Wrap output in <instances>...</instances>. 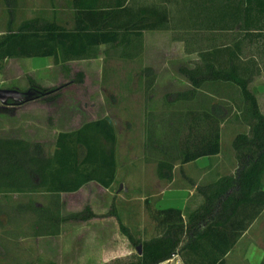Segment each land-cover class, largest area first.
Segmentation results:
<instances>
[{
    "label": "trees",
    "instance_id": "1",
    "mask_svg": "<svg viewBox=\"0 0 264 264\" xmlns=\"http://www.w3.org/2000/svg\"><path fill=\"white\" fill-rule=\"evenodd\" d=\"M127 1L75 0L76 24L68 28L40 16L27 18L15 27L17 0H5L11 20L0 34V71L9 58L53 57L55 64L67 72L70 61L97 58L102 44L119 45L117 52L122 58L139 56L143 31L167 29L169 18L167 13L150 7L133 13L125 6ZM185 1L192 29L232 32L229 41L221 38L219 45L200 52L203 64L178 68L192 89L176 93L175 107L166 98L162 105L165 116H156L155 106H147V147L157 160L158 177L169 182L178 162L217 155L221 150V124L233 107L226 100L199 98L198 91L214 86L217 91L227 88L229 92L234 87L239 95L232 97L233 103L249 126L248 133L237 134L233 141L239 169L236 176L199 186L204 201L189 212L175 207L154 211L152 216L160 234L150 239L137 238L117 215L121 232L136 250L142 245V254L129 260L118 259L114 264H159L177 253L185 264H226V255L264 208V114L249 89L264 65V0ZM197 11L202 18H196ZM143 72L148 76L145 91L149 95L156 74L150 67ZM76 76L71 82L82 83L85 73L78 71ZM217 79L228 82H210ZM65 86L47 87L30 78L27 89H35L43 102L53 103ZM116 143L117 132L109 115L84 122L75 130L61 131L53 152L46 151L41 142L0 137V193L42 191L59 206L61 193L78 191L90 182L110 188L118 170ZM232 187L238 188L237 192L230 190ZM249 205L256 206V210L247 212ZM40 215L42 221L55 220L51 207ZM95 216L86 206L58 218V223L62 219L81 221ZM59 232L60 225L51 232L46 225H40L35 235Z\"/></svg>",
    "mask_w": 264,
    "mask_h": 264
},
{
    "label": "crops",
    "instance_id": "2",
    "mask_svg": "<svg viewBox=\"0 0 264 264\" xmlns=\"http://www.w3.org/2000/svg\"><path fill=\"white\" fill-rule=\"evenodd\" d=\"M53 1L54 3L57 2V9L53 8L52 10L53 20L57 21L60 24H63L65 21H67L70 25L69 28H72L76 24V15L78 12V9L74 5L75 0ZM102 1L104 2V0ZM173 4H175V6H173ZM125 6L130 7L133 13L139 11L144 7H150L154 9L156 8L163 14L167 13L169 18V28L145 29L143 31V46L141 48L142 52L140 53V55L132 59L122 58L119 56V109H121L122 111H124L123 96L131 93L134 94V91L136 89L142 90V88H145L146 90V87L144 86L147 82L148 76L143 72L144 68L146 67L152 68L155 72V84L162 83L165 85L164 87L169 88V84H171L172 82H177V79L180 76L179 79L182 81L184 88H182L179 92H185L192 89L191 83L183 74L179 73L178 68L181 66L193 68L197 65L203 64L204 61L202 60L200 52L214 45H219L222 40L225 42L229 41L228 36L229 33L232 32L230 30L219 32L205 28L192 29L193 24L189 12V6L185 0H128ZM104 8L108 7L105 6ZM56 10L58 12H55ZM172 10L179 13V20L176 25H178L180 32L176 34H173V27L170 23L172 21ZM64 13H67L66 20L63 15ZM202 17L203 16L200 15L199 11H197L196 18ZM221 38L223 39L221 40ZM120 49L121 47H119V45L117 44H102L100 46V52L97 58L73 60L70 61V63H72V67H75V72L83 71L85 73V81L91 76V74H100L102 80L105 57H107V53L113 51L117 52ZM34 58L36 57L7 59L5 68L0 71V83L6 84L7 87H15L19 89H22V87H29L28 80H23L19 83L20 85H14V82L9 83L10 80L14 81L12 78V74H10L11 69L9 68L10 65L13 64L12 62H14L15 64L20 66L22 71L24 70V72L29 73L34 79L36 77L34 76L35 68H33V66L36 67V65L34 63H32V65L31 62L26 63L30 60L32 61ZM52 58L48 57V59H50L49 61L51 62H49V65H52L51 68L56 67L57 65L54 62V58L53 61H51ZM174 63H178V66L176 68H172L174 67ZM35 81L39 84H42L37 79ZM210 82H220L222 84H227L228 81L217 79L214 81L211 80ZM135 84L138 85V88L135 86ZM249 89L257 97L260 110L264 114V65L262 66L261 73L259 75H256V77H254V79L249 84ZM227 91V88H223L217 91L213 86L205 89H199L198 95L199 98L207 97V99L209 98L213 102L226 100V102H228L234 110V108L236 106L238 107V105L233 103L232 97H237L239 94L236 93V89L234 87H232L229 92ZM67 94V91H63L61 96L53 103H45L41 99H39V97L21 104L10 102L8 105H3L0 102V137L23 138L31 142L43 143L44 140L41 139L42 137L38 134L40 130H43L45 128L47 130H55L54 141H56L57 135L61 131L75 130H59L55 127H52V125H48V127L45 126L44 111L46 109H57L59 105L65 104L64 101L61 102V98H67ZM85 109H87V104H85ZM237 123L238 120H234L232 123H230L231 127L229 129L231 133L234 134L233 136H231L232 140L230 143V152L227 155H224L223 153L222 129L223 124H225L224 122L221 124L220 152L217 155L199 157L194 161L184 163L182 165L184 167H189L188 176L190 178H194L195 182L193 184L190 182V185L182 184L175 186L173 185L176 180L174 176L172 181H170L168 184L162 185L161 190H154L153 194L151 195V197H153L152 199L148 200V198L145 197V199H143V203H145L146 206H148V203L150 202L153 203V207L151 206V210L153 211L175 207L183 210L184 213H186L188 209H194L201 203H203L204 196L198 191V187L201 186L202 181L204 183L202 184V186H207L216 183L220 178L224 176H236L237 170L239 169V162L237 159L236 150L233 146V141L237 134L242 133L237 132L240 129V126ZM245 125L248 127V129H246L244 133H248L249 126L247 124ZM175 172L176 169L174 168V173ZM92 183L96 182H90L75 192L61 193V202L59 206L58 204H53L50 201V195L42 191L0 193V226L3 225L2 217L8 216L9 222L12 225L16 226V224L20 221L22 224H20V226H29L32 230V234H36L38 232V228L40 225H46L47 228H49L50 232L54 231V229L60 225L59 234L36 235V237H38L39 239L51 238L52 240H54L60 237L63 238L66 233V228H70V230L77 229L78 231H82L80 234L85 238H82L80 240L83 242L102 243L106 241L110 242L109 239L107 240V238L110 236V233H108V226L110 224L114 229L112 234L116 237V239L119 238V241L129 243V239L127 238V236L120 230L117 216H107L99 218L96 209L91 208L92 211L96 214L95 217L81 221L62 219V221H59L58 223V218H64L70 213L81 211L73 208L69 201L67 202V199L65 198L66 195L84 192V189ZM115 183L110 188H105L101 185L100 187L111 193L110 189L115 185ZM230 190H234L235 192H237L236 190H238V188L232 187ZM170 193H177L179 198L176 203H172L171 205H169L168 203L169 201L171 202V200L166 201L168 197L167 195H170ZM139 194H142V192ZM119 195L122 194L119 193ZM16 197H18V200H14L16 199ZM134 197L140 198V195L137 194L134 195ZM145 200L147 203L145 202ZM48 207H51L53 216H55V220L42 221L43 217L40 215V213L43 209H47ZM119 208L121 210L119 213V217L122 222L134 235L136 234L138 236H143V233H145L144 228L146 224H143L142 219L134 221L130 217L133 213L136 214L137 210H135L132 205L129 206L122 203L120 204ZM254 210H256V206L253 205H249L246 208L247 212H252ZM141 212H144V206L139 210V213ZM79 222L81 223L78 224ZM159 234L160 229L157 227V224H155V233L150 237L142 239H150ZM69 236H73L72 233ZM253 243L258 244V248L256 250L251 249ZM130 254H132V252ZM120 257L122 256L119 255V259H121ZM259 260H264V208L250 223L247 229L243 232L242 236L226 255V264H246L244 262H258ZM159 264L185 263L182 256L177 253L173 255L172 258Z\"/></svg>",
    "mask_w": 264,
    "mask_h": 264
},
{
    "label": "rangeland",
    "instance_id": "3",
    "mask_svg": "<svg viewBox=\"0 0 264 264\" xmlns=\"http://www.w3.org/2000/svg\"><path fill=\"white\" fill-rule=\"evenodd\" d=\"M56 7L57 2L54 3L53 0H17L14 26L17 27L22 20L35 16L53 20L52 10L53 8L57 9ZM63 15L66 20L67 13ZM171 16L172 21L170 23L173 27V34L179 33V27L176 25L179 20V13L172 10ZM10 20L9 7L5 0H0V34L7 29ZM63 24L68 28L70 27L67 21ZM49 60L48 57H36L32 61H25L36 65V67L33 66L35 68L34 76L36 77L34 79L40 81L41 85L52 87L66 84L62 92L67 91L68 97L61 98V102L64 101L65 104L59 105L57 109H46L44 111L45 126L52 125V127L59 130L77 129L84 122L109 115L114 121L117 132V181L110 189L111 193L102 189L100 185L92 183L84 189V192L66 195L67 202L69 201L76 210H82L86 206H90L92 209L97 210L99 218L119 216L121 203L132 205L137 213H133L130 216L131 219L134 221L142 219L143 224H146L143 236L136 234L135 236L137 238L152 236L155 233L156 224L152 216L154 211L151 210L153 203L150 202L146 206L143 199L145 197L148 200L152 199L151 195L154 190H161L162 185L168 184L169 181L158 177L157 160H154L153 153L151 154V150L147 147L146 121L148 114L146 109L148 105L150 107L155 106L156 114H158L156 116L161 117L165 116L163 114H165L166 108L162 106L164 101L171 99L172 105L170 106L175 107L177 105L175 95L184 88L182 81L179 79L180 76L177 74L179 76L177 82L169 84V88L164 87L165 85L162 83H156L149 95L146 94L145 88H142V90L136 89L134 94L123 96L124 111H122L119 109L118 52L107 53L102 80L100 74H91L82 83L71 82L72 79L77 78V72H75V67H72V63H69V71L65 72L61 65H56L52 69ZM51 61H53V58ZM12 63L9 69H11L10 74H12L14 81L10 80L9 83L14 82V85H20L19 83L23 80L29 82V79L32 78L31 75L24 72V70L22 71L19 65ZM177 66L178 63H174L172 68ZM135 86L138 88L137 84ZM0 87L7 86L0 83ZM144 87H146V84ZM27 88L22 87V89ZM170 94L171 96H169ZM85 104H87V109H85ZM226 119L222 129L224 155L230 152L231 136L234 134L229 129L231 127L230 123L238 120L237 124H239L240 129L237 132H245L248 129L242 119V112L237 106L234 110L232 108ZM38 134L44 140L43 144L46 151L53 152L56 147V141H54L55 130L45 128L40 130ZM182 165L183 163L178 162L175 166L174 176L176 180L173 183L175 186L190 185V182L192 184L195 182L193 177L192 179L188 176L189 167ZM202 184H204L203 181L201 186ZM141 192L142 194H139ZM119 193L122 195H119ZM137 194L140 195L139 199L134 197ZM167 196L166 201L171 200V202H168L169 205L176 203L179 199L177 193H170ZM14 200H18V197ZM143 206L144 212L139 213ZM189 211L190 209L186 212ZM2 221L3 225L0 226V264H114L119 259V255L122 256L121 259L129 260L132 256L138 254L130 241L126 243L119 241V238L116 239L112 234L114 229L110 224L108 226L110 236L107 238L110 242L87 243L80 240L85 238L80 234L81 230L71 229V231L70 228H66L63 238L60 237L54 240L51 238L39 239L35 234H32L29 226H20L21 222L19 220L16 226L9 222L8 216H3ZM71 233L73 236H69ZM257 245L253 243L251 249L256 250ZM129 252H132V254ZM244 263L264 264V260Z\"/></svg>",
    "mask_w": 264,
    "mask_h": 264
},
{
    "label": "water",
    "instance_id": "4",
    "mask_svg": "<svg viewBox=\"0 0 264 264\" xmlns=\"http://www.w3.org/2000/svg\"><path fill=\"white\" fill-rule=\"evenodd\" d=\"M37 97L38 92L32 88L21 90L15 87H0V102L3 105H8L10 102L21 104ZM137 252L142 254V245L137 247Z\"/></svg>",
    "mask_w": 264,
    "mask_h": 264
},
{
    "label": "flooded vegetation",
    "instance_id": "5",
    "mask_svg": "<svg viewBox=\"0 0 264 264\" xmlns=\"http://www.w3.org/2000/svg\"><path fill=\"white\" fill-rule=\"evenodd\" d=\"M21 90H27V89H21Z\"/></svg>",
    "mask_w": 264,
    "mask_h": 264
}]
</instances>
